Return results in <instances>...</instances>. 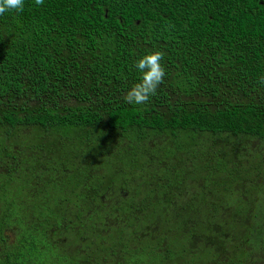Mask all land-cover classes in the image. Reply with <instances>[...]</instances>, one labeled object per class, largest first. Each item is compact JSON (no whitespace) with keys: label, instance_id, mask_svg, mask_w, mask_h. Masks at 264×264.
I'll return each mask as SVG.
<instances>
[{"label":"trees","instance_id":"trees-1","mask_svg":"<svg viewBox=\"0 0 264 264\" xmlns=\"http://www.w3.org/2000/svg\"><path fill=\"white\" fill-rule=\"evenodd\" d=\"M154 51L164 53V82L146 104L126 103L124 95L140 80L135 62ZM262 76L264 0H44L39 6L24 0L22 12L0 15V193L12 194L13 203L23 199L25 186L39 184L28 177L39 160L56 159L66 174L71 163L80 164L81 151L98 167L88 174L85 168L78 171L74 186L100 177L105 182L94 183L96 197L117 176L123 184L128 180L126 187L136 183L139 189L147 186L140 178L151 175L178 185L198 183L194 173L203 166L191 164L212 163V151L214 171L222 165L221 154L224 161L232 155L238 162L234 154L240 152L251 170H261ZM38 146L39 155L31 151ZM165 148L164 155L154 154ZM109 151L116 153L111 160ZM27 155L31 160L37 155L36 164ZM94 189L90 183L88 190ZM186 192H178L182 201ZM32 193L44 195L34 188ZM242 200L238 205L247 203ZM128 216L117 215L115 221L134 224ZM31 219L40 218L29 212L25 220L31 224ZM50 227L43 240L25 232L26 242L0 249V264H71L53 244ZM189 239L182 245L198 247L201 238ZM262 242L264 225L254 243L238 241L230 253L248 264L254 249L255 258L262 259ZM161 258L158 264L183 263Z\"/></svg>","mask_w":264,"mask_h":264},{"label":"rangeland","instance_id":"rangeland-1","mask_svg":"<svg viewBox=\"0 0 264 264\" xmlns=\"http://www.w3.org/2000/svg\"><path fill=\"white\" fill-rule=\"evenodd\" d=\"M91 139L94 143H97L94 137H91ZM9 149L13 150L14 148ZM39 149L43 151L40 146L31 151L39 155ZM166 151V148L164 151L154 150V154L164 155ZM81 152L83 155L80 164L71 163L69 166L71 170L66 174H62L63 171L58 167L56 159L47 162L45 159L40 158L42 160H39L38 163L42 166L37 163L39 168L35 172L29 171L30 176L28 174V177L35 179L39 184L29 185L30 189L25 186L28 192H26L23 199L14 201L13 212L11 211L16 217L15 224L19 225L22 231L26 233L34 231L38 234L39 239L43 240L42 235L45 232V227L49 225L46 219L49 218L55 224H58L63 218L67 220L65 225H73L74 232L78 237L81 236L83 239L93 238L97 241L98 238L101 240V237L97 236L95 229L105 228L104 224H98L99 221L104 222L105 216L110 215L112 217L110 224L115 223L117 215L122 217L129 214L128 219L131 217L137 219L134 212L125 211L127 208H118L108 212L103 219L101 218L102 220L98 217L99 221L94 215L87 214V211L83 208L87 207V201L84 200L94 196L92 193H87L90 183H92L94 189V183H104L105 180L100 177H89L86 180L88 184L81 182L77 189H73V192L70 191L74 185L80 182L77 177L79 175L78 171L81 174L85 168L86 174H88L90 167L93 169L98 167L91 160L85 161L86 153L85 151ZM110 154L108 160L113 159L112 155H116L114 151H111ZM37 155L32 156V160L27 155L31 165L36 164L33 160H37ZM139 155L141 156V154ZM210 156L212 163L207 160L198 159L197 161L196 159L191 164L193 168L198 167V165L203 166L202 172L194 173V178L198 183L188 182L186 185H178L170 177L157 178L153 175L141 177L140 181L147 184L145 188L143 187L142 190L145 193L142 194H148L154 202L148 204L147 209L144 205L138 209L141 215H147L146 219H137L140 222L135 227H129L125 224L119 227L123 235L114 239L109 245H105L104 251L94 253L95 256L92 257L94 264L98 262L100 264H158L162 253L166 254L168 261L182 258V264H239L241 258H239V254L232 255L230 253L233 245L238 241L254 243V237L260 236L263 229L264 166L261 170L254 171L250 169L251 164L249 161H247L248 163L245 162L246 159L243 158L241 152L234 154L238 162H233L232 155H227L231 158L224 161L222 158H226L225 154L224 156L221 154L220 161L222 165L219 172H217L213 169L217 165V159L214 160L216 157L215 152L212 151ZM165 167L167 166L165 165ZM105 178H108V176ZM115 178L121 179L120 176ZM18 180L20 184V178ZM119 183L106 184V186L110 189H118L121 186ZM133 185L135 188L138 187L136 183ZM32 188L44 195L39 193L33 195ZM184 190L187 191V194H184V196L187 195V199L182 201L178 197L180 195H178V192ZM46 192L49 195H46ZM217 196L219 201L214 202L212 199ZM241 196L245 197V200L242 201L247 203L238 205L237 202ZM139 204H142V202H139ZM24 206L27 207V210L20 212L19 208ZM69 206H72L74 211ZM165 207H169L171 210L165 211ZM29 212L34 217L40 218L37 222L31 219V224L35 223V227L25 220L26 216H29ZM177 212L178 215H175ZM235 213L238 216H234ZM235 217H237V220ZM84 223L87 226H83ZM118 223L122 224L123 222L118 221ZM110 224H108V228L113 230L114 227ZM69 226L67 228L70 230ZM140 226L144 227L140 228ZM192 237L201 238L196 245L198 247L193 249L189 244L188 246L182 245L187 239L191 243L189 238ZM85 243L86 241H78L76 246L83 248ZM134 245L136 246L132 249ZM262 245L264 247V242H262ZM182 247H185V249ZM256 250L254 249V252L250 254L251 258H248L246 252L242 258L250 259L248 264H252V262L264 263V250L262 251L263 255L260 256L262 259L258 256L261 260L255 258L257 257L254 255ZM92 261L89 259L87 262L93 264ZM66 263L69 262L65 260L61 262V264ZM178 264H181V262H178Z\"/></svg>","mask_w":264,"mask_h":264},{"label":"flooded vegetation","instance_id":"flooded-vegetation-1","mask_svg":"<svg viewBox=\"0 0 264 264\" xmlns=\"http://www.w3.org/2000/svg\"><path fill=\"white\" fill-rule=\"evenodd\" d=\"M104 12V17L107 18L106 12H108V9H105ZM124 180L125 179H118L113 182H120V188L110 189V187H108V190H105L107 192L97 195V197L94 194V196H91L89 199L84 200L87 201V207H83L85 208V211H87V214L94 215L97 218V221H99L98 217H100V219H103L104 215L108 212H112L114 210H117L118 208H127L125 211L134 212L137 216V219H145L144 217L147 215H141L138 209L143 205L147 209L148 204L154 203L152 201L153 199L149 198L148 201L144 203L143 198H145L148 194H142L145 193L142 190L143 188H135L134 185L133 187L127 188L125 185L127 184L128 180L125 184H123ZM76 188V186H73L70 191L73 192V189ZM92 191L97 190H88L87 193L89 194ZM65 192H67V190H65ZM2 194L3 193H0V249L3 250L13 247V245L22 240L24 241L25 231H22L19 225L16 226L14 224L16 217L15 215H13V213H11V211L13 212L14 207L12 194ZM1 198H4L5 202L1 201ZM139 202H142V204H139ZM24 207L19 208V211H23ZM69 207H71V209L74 211L72 206ZM106 218L107 216L104 217V222H102L104 225H108L112 222L111 220L106 222ZM137 219H134V224H121L118 223V221H115V223L110 224V226L114 227L113 230L108 228V226H105V228L101 229L100 231L95 229V233L97 234V236L99 235L101 237V240L100 238H98L97 240L100 242L95 241L93 238L83 239L81 236L78 237V235L74 232L73 225H65L67 224L66 219L62 218L61 222L55 224L51 219L48 218L47 222L51 224L49 232L50 238L54 242L53 244L57 248L61 249V253L71 262V264H89L87 261L89 259H91L92 261V257L95 256L94 253L104 251L103 248L105 245H109L114 239L119 238L123 235L119 227L124 226V224L129 227H135L140 222V220ZM68 226L70 230L67 228ZM83 226H87V224L84 223ZM142 227L144 226H140V228ZM78 241H86L85 247L81 248L80 246H76ZM135 246L136 245H134L132 248H135ZM161 259H163V262L167 260L164 257H162ZM97 264H100V262H98Z\"/></svg>","mask_w":264,"mask_h":264},{"label":"clouds","instance_id":"clouds-1","mask_svg":"<svg viewBox=\"0 0 264 264\" xmlns=\"http://www.w3.org/2000/svg\"><path fill=\"white\" fill-rule=\"evenodd\" d=\"M37 6L42 5L44 0H34ZM24 0H0V15L8 11L22 12ZM164 57L162 51H154L139 58L135 62V68L140 73V80L126 92L123 99L128 104H146L151 96L156 94L160 84L164 82L165 69L161 65ZM264 86V76L259 80Z\"/></svg>","mask_w":264,"mask_h":264}]
</instances>
